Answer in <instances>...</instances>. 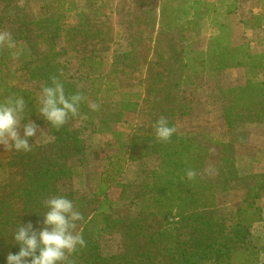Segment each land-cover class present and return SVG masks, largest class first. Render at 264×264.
<instances>
[{"label":"trees","instance_id":"16d2710c","mask_svg":"<svg viewBox=\"0 0 264 264\" xmlns=\"http://www.w3.org/2000/svg\"><path fill=\"white\" fill-rule=\"evenodd\" d=\"M114 1L119 5L115 19L128 24L131 50L114 54L110 71L104 72L103 60L115 40L109 4L0 0V30L16 44L12 49L0 44V102L22 96V122L32 120L37 128H47L30 138L31 151L10 147L7 178L2 181L6 184L0 186V264L17 250L12 236L18 228L27 222L39 227L47 201L57 196L71 200L82 216L76 230L85 246L68 256L70 264H264V225L261 235L254 232L255 224L264 222V209L257 205L264 198V175L239 176L232 147L240 133L230 132L229 142L221 144V165L209 167L207 156L217 142L206 135L180 133L176 126L187 110L184 87L203 86L204 73L229 67H245L249 77L246 87L218 80L216 94L210 93L222 103L228 128L264 124L262 56L250 53L243 38L230 41L225 36L227 28L232 29L235 5L226 7L219 34L199 51L192 49V42L200 19L215 12L214 2ZM260 1L249 15L259 21L264 35V0ZM69 14L75 16L73 22L68 21ZM71 63L77 65L76 76L66 77ZM140 68L145 69L141 104L119 98V76ZM20 72L43 88L55 79L63 84L66 96L80 93L84 100L77 115L54 129L38 114L36 93L19 87ZM89 102L97 105L96 110ZM127 115L136 117L132 132L113 131L112 126L124 123ZM161 118L175 128L166 142L155 136ZM82 121L90 134L110 133L114 141L111 148L92 149L109 150L111 155L101 160L96 192L90 196L70 188L74 171L68 163L82 164L86 148L84 134L76 129ZM149 157L155 158L150 183L120 182L124 162L140 167ZM189 170L195 174L191 179L186 175ZM65 181L70 190H61ZM112 187L120 190L116 201L107 197ZM232 191L243 194L241 203L234 213L223 216L218 196ZM129 201L138 204V215L116 218L113 210ZM114 234L121 235L122 250L104 257L100 240Z\"/></svg>","mask_w":264,"mask_h":264},{"label":"rangeland","instance_id":"374dc122","mask_svg":"<svg viewBox=\"0 0 264 264\" xmlns=\"http://www.w3.org/2000/svg\"><path fill=\"white\" fill-rule=\"evenodd\" d=\"M214 2L216 10L213 13H209L207 16L200 19L199 32L196 36V40L192 42V49L203 51L206 48L207 40L215 37L219 34L218 24L223 21V13L228 5H235L233 21L231 20V27L227 28L228 39L231 41L238 38H243L247 44L250 53L255 56H262L263 65L259 72V79L264 81V35L263 28L259 27L257 19L252 20L249 15V11L257 10L261 6L260 0H209ZM100 2V0H99ZM102 5H110V15L114 22L115 40L111 45L110 51L106 54L103 60V71H110V65L114 54H127L131 50V41L128 32L127 22L118 21L115 19V15L118 17L119 5L114 0H101ZM75 16L69 14L68 21L73 22ZM228 21V20H227ZM255 22V23H254ZM234 24V27H233ZM0 32H2L0 30ZM199 38L204 40H199ZM191 40L194 38L191 37ZM59 46H62V42L59 40ZM77 65L71 63L65 72L66 77L76 76ZM145 69L140 68L137 73H125L121 74L116 82V86L119 90V98L121 97L125 101L136 102L141 104L143 98V82H144ZM203 86L186 85L184 92L186 94L187 110L185 115L181 117L177 123V130L180 133H189L197 135H206L212 138L215 143L207 156L206 166L218 167L221 165L222 156V143H227L230 140V132H239V142L233 144V150L235 151V163L239 176H246L250 174L264 175V124L263 123H245L235 129H229L226 119L224 117L222 103L218 99L212 98L210 93L216 94V82L223 80L228 86H241L246 87L247 78L249 77L248 71L245 67H229L224 68L222 71H212L203 74ZM25 72L18 73L19 87L32 90L37 95V102L40 101L43 86L41 83L29 82L26 79ZM213 94V95H215ZM136 117L134 115H127L126 119L119 129L123 128L128 133L132 132L135 124ZM258 125V126H256ZM115 125L113 126V128ZM81 130L86 138V145L90 146V135L88 130L82 123L76 125V129ZM117 128V127H116ZM45 129V128H43ZM42 128L36 129V135L42 134ZM22 135V131H21ZM92 144V143H91ZM10 145L0 144V186H4L6 182H2L7 178V164L9 157ZM97 150V149H96ZM92 151V150H91ZM89 148H86L84 155L89 156ZM98 153V154H97ZM95 157L106 156L107 151L99 149L97 150ZM78 161L73 160L68 163V166L72 170L77 169ZM155 158L149 157L143 161L140 167H135L129 171H125L123 168L121 181L124 183H141L152 181V171L155 168ZM98 166V165H97ZM5 170V171H4ZM257 172V173H256ZM125 173V174H124ZM91 174V173H90ZM94 174L91 178V175ZM88 178V187L84 191L83 196L92 195L97 188V173H93ZM68 182L65 181L60 186L61 190H70L67 186ZM120 190L118 188L108 191V195L112 200H117ZM219 211L223 216H228L236 211L241 203L240 192L232 191L225 192L218 196ZM260 208L264 209L261 205ZM139 206L135 202H127L126 206H121L113 210V214L116 218L124 217H136L138 215ZM262 224H255L254 232L261 235L263 232ZM101 254L104 257L118 254L122 250V237L107 235L101 238Z\"/></svg>","mask_w":264,"mask_h":264},{"label":"clouds","instance_id":"9594fccd","mask_svg":"<svg viewBox=\"0 0 264 264\" xmlns=\"http://www.w3.org/2000/svg\"><path fill=\"white\" fill-rule=\"evenodd\" d=\"M0 44L8 48L16 47L15 41L7 32H0ZM84 100L80 93L65 95L62 83L52 81L50 86L42 89L38 106V114L54 129H60L68 118L75 117L79 106ZM92 110L97 105L89 102ZM25 100L22 96L8 98L0 102V144L10 145L15 151H31L30 138L36 135L37 125L32 120L24 121ZM22 130V135H21ZM175 128L161 118L155 124L156 139L162 142L174 134ZM189 179L194 172L186 173ZM40 226L31 222L24 223L13 234L16 245L15 252H9L3 264H70L68 256L78 247L85 246V240L77 224L82 219L81 214L74 209L73 202L66 197L57 196L46 203Z\"/></svg>","mask_w":264,"mask_h":264},{"label":"crops","instance_id":"0c3cea01","mask_svg":"<svg viewBox=\"0 0 264 264\" xmlns=\"http://www.w3.org/2000/svg\"><path fill=\"white\" fill-rule=\"evenodd\" d=\"M118 88V87H117ZM32 91V90H30ZM33 92V91H32ZM37 96V95H36ZM38 99V98H37ZM40 102V101H39ZM38 102V103H39ZM126 119V118H125ZM136 121V119H135ZM80 124L82 123V125L85 126V129H87V126H86V123L85 121H82V122H79ZM123 124V123H122ZM114 126V125H113ZM112 126V130L113 131H126L125 129L121 128L119 129L118 127H121V124H116L115 127L113 128ZM258 126V125H256ZM117 127V128H116ZM134 127V126H133ZM39 128V127H38ZM40 128H45V126H41ZM81 130H83V128H80ZM80 130V131H81ZM47 132V128L43 129V131L41 132L42 134L43 133H46ZM82 132V131H81ZM89 132V130H88ZM83 133V132H82ZM84 134V133H83ZM89 135H90V146L91 148L89 147V145H85L86 148L88 147L89 148V151H91L94 147H97L98 145H108L110 148L113 146L114 144V141L112 139V136L110 133H104V134H90L89 132ZM46 141L48 140H51V138L49 137H46ZM38 144H43L42 140L38 139ZM86 142V141H85ZM86 148H85V151H86ZM84 151V152H85ZM108 154L106 156H101V157H95V154L93 151L89 152V156L87 155H84L83 157V161H82V164H80V162L78 161V165H80L79 167H77V169L73 170L74 172V175L73 177L70 179V188L75 191L76 193H79L80 194H83L85 190H87V187H88V178L89 176L93 173H97V176L99 177L101 171H102V165H101V160L103 158H106L108 157L109 155H111V152L109 150H107ZM98 154V153H97ZM77 165V166H78ZM98 165V166H97ZM126 167L124 169V172L127 170L129 171L130 169L132 168H135L136 166L130 164V163H125L122 165V170L123 168ZM126 171V172H127ZM91 173V174H90ZM122 173V171H121ZM257 173V172H256ZM125 174V173H124ZM94 174L91 175V178ZM123 176V175H122ZM122 176L120 174V182L121 183H124L121 181L122 179ZM116 189V187H112V190ZM96 192V191H95ZM94 192V193H95ZM240 195H241V200H242V197H243V194L240 192ZM107 197L112 200L109 195H108V191H107ZM112 201H116V200H112ZM257 205H261L262 207H264V198H262L261 200H258L257 201ZM262 225H264V222L260 223ZM258 224V225H260ZM114 236H119V234H114Z\"/></svg>","mask_w":264,"mask_h":264}]
</instances>
